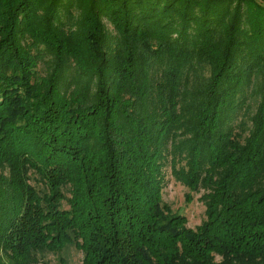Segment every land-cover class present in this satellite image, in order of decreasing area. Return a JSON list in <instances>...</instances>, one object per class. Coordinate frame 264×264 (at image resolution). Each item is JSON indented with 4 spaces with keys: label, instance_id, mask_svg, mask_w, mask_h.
Instances as JSON below:
<instances>
[{
    "label": "trees",
    "instance_id": "16d2710c",
    "mask_svg": "<svg viewBox=\"0 0 264 264\" xmlns=\"http://www.w3.org/2000/svg\"><path fill=\"white\" fill-rule=\"evenodd\" d=\"M170 156L204 189L194 228L163 200ZM71 245L264 264V0H0V264Z\"/></svg>",
    "mask_w": 264,
    "mask_h": 264
},
{
    "label": "rangeland",
    "instance_id": "374dc122",
    "mask_svg": "<svg viewBox=\"0 0 264 264\" xmlns=\"http://www.w3.org/2000/svg\"><path fill=\"white\" fill-rule=\"evenodd\" d=\"M75 18L80 16V10H74ZM112 29V26L110 27ZM47 60L49 56L45 57ZM43 62V61H41ZM44 63V62H43ZM43 66V64L41 63ZM45 69H48L45 68ZM258 104V98L249 99V107L245 108L241 113L240 131L245 135H248L252 128V116L256 112ZM240 122V121H239ZM179 166H185L186 160L181 159L177 162ZM173 163L171 156L165 167L166 183L163 189V200L168 204L173 212L183 214L187 217L189 227H196L206 219V205L202 200V194L204 189L200 192H191L190 189L184 184L183 181L178 179L172 171ZM187 194H191L192 200H188ZM65 207L68 205L65 203ZM48 264H82L83 253L76 246H68L61 252H47L42 258Z\"/></svg>",
    "mask_w": 264,
    "mask_h": 264
}]
</instances>
